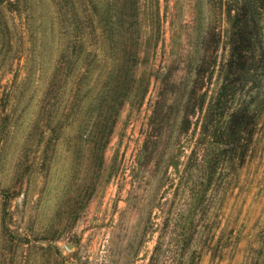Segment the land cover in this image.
<instances>
[{"label":"rangeland","instance_id":"obj_1","mask_svg":"<svg viewBox=\"0 0 264 264\" xmlns=\"http://www.w3.org/2000/svg\"><path fill=\"white\" fill-rule=\"evenodd\" d=\"M238 6L0 0V264H264V109L244 164L192 189Z\"/></svg>","mask_w":264,"mask_h":264},{"label":"trees","instance_id":"obj_2","mask_svg":"<svg viewBox=\"0 0 264 264\" xmlns=\"http://www.w3.org/2000/svg\"><path fill=\"white\" fill-rule=\"evenodd\" d=\"M237 2L239 6L233 16L229 12L234 31L229 57L217 67L214 72L217 73V85L213 90L207 86L200 105V111L205 109L198 143L203 148L200 177L196 185L192 184V189L199 188L204 195L225 185L224 173L228 168H240L244 164L264 109L261 101L264 76L261 0ZM147 86L148 82H145V90ZM143 95L144 92L141 97ZM117 96L114 95L112 103L120 108L124 101ZM191 99L190 96L186 98V108ZM240 99H243L241 104ZM196 151L193 156L197 155ZM196 158L197 162L198 156Z\"/></svg>","mask_w":264,"mask_h":264}]
</instances>
